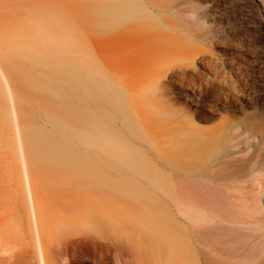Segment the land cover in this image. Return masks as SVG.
Wrapping results in <instances>:
<instances>
[{
	"label": "rangeland",
	"instance_id": "rangeland-1",
	"mask_svg": "<svg viewBox=\"0 0 264 264\" xmlns=\"http://www.w3.org/2000/svg\"><path fill=\"white\" fill-rule=\"evenodd\" d=\"M105 1L0 0V33L20 14L51 3L76 16L80 58L123 89L132 118L130 124L123 119L107 99L110 92L87 99L78 90L69 103L94 112L111 134L100 146L66 139L38 107L42 97L29 96L16 77L18 61L0 58V264H177L171 144L177 118L221 127L214 155L200 169L227 163L238 146V166L259 155L249 196L264 220V18L254 6L264 15V0H183V7L203 3L198 10L211 14L209 23L202 20L203 33L211 28L194 41L202 49L184 58L187 67L165 77L159 66L142 62L139 40L127 39L134 28L96 27ZM259 32L255 40L252 33ZM245 73L255 75L247 81ZM33 128L48 130L69 149H37L28 136Z\"/></svg>",
	"mask_w": 264,
	"mask_h": 264
},
{
	"label": "bare ground",
	"instance_id": "bare-ground-1",
	"mask_svg": "<svg viewBox=\"0 0 264 264\" xmlns=\"http://www.w3.org/2000/svg\"><path fill=\"white\" fill-rule=\"evenodd\" d=\"M183 2L108 0L101 2L100 17L95 18V25L134 28L126 37L139 40L142 62L159 66L164 72L161 77H165L167 72L179 75L187 67L184 58L198 54L202 49L194 41L206 39L211 28L206 27L208 30L203 33L202 20L209 23L207 16L211 15L208 11L202 14L198 10L203 3L189 1L183 7ZM254 6L258 15L264 18L260 5L256 3ZM13 21L9 30L0 33V44L6 47L0 58L18 61L13 72L29 89V96L42 97L37 101L38 107L60 129L64 138L83 143L91 141L93 145L100 146L101 139L111 134L94 112L84 107L78 110L69 103L78 90L87 99H100L103 92H110L111 97L106 98L114 103L123 119L131 123L123 89L114 82L105 81L92 60L85 62L80 58L76 16L56 2L44 8L34 7ZM261 35L260 32L257 36L252 33L255 40ZM0 71L4 75L1 67ZM251 75L255 74L248 73L246 80ZM158 85L161 87L163 83L158 81ZM147 101H153V98L149 96ZM157 119L163 118L158 116ZM220 130V126L212 129L201 127L189 118H177L172 129V184L178 239L175 259L177 264L182 263V248H185L188 264H264V220L259 216L258 203L249 196L252 191L249 188L256 173L260 172L259 155H251L238 166L241 150L234 146L236 149L232 151L230 161L225 164L216 162L200 169L212 159ZM28 136L41 151L59 154L69 149L42 128L29 130ZM49 161L60 162L54 158ZM30 197L37 227L31 190ZM181 221L186 223L184 246L180 243Z\"/></svg>",
	"mask_w": 264,
	"mask_h": 264
}]
</instances>
